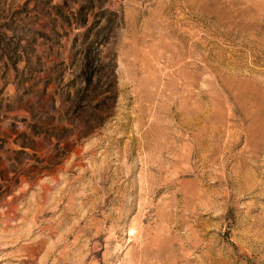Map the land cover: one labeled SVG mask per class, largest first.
<instances>
[{"label":"rangeland","instance_id":"1","mask_svg":"<svg viewBox=\"0 0 264 264\" xmlns=\"http://www.w3.org/2000/svg\"><path fill=\"white\" fill-rule=\"evenodd\" d=\"M0 264H264V0H0Z\"/></svg>","mask_w":264,"mask_h":264}]
</instances>
